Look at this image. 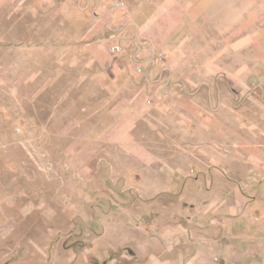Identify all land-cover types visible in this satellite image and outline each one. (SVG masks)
I'll return each mask as SVG.
<instances>
[{
	"label": "rangeland",
	"instance_id": "1",
	"mask_svg": "<svg viewBox=\"0 0 264 264\" xmlns=\"http://www.w3.org/2000/svg\"><path fill=\"white\" fill-rule=\"evenodd\" d=\"M103 1L0 0V264H145L125 235L160 231L183 205L179 179L243 173L264 81L226 75L204 51L152 49L151 74Z\"/></svg>",
	"mask_w": 264,
	"mask_h": 264
},
{
	"label": "crops",
	"instance_id": "2",
	"mask_svg": "<svg viewBox=\"0 0 264 264\" xmlns=\"http://www.w3.org/2000/svg\"><path fill=\"white\" fill-rule=\"evenodd\" d=\"M121 1L122 7L113 2L106 11L104 0L97 11L112 20L115 39L138 44L135 62L141 69L154 62L150 73L157 71L152 49L171 60L204 51L199 57L225 60L226 75H244L246 83L264 81V0ZM103 46L100 40L92 48L100 52ZM233 59L244 60V66H234ZM244 124L239 179L216 172L207 181L179 179L183 205L162 213L157 236L122 234L125 224L119 222L114 240L128 235V241H136L145 264H264V117L246 116Z\"/></svg>",
	"mask_w": 264,
	"mask_h": 264
},
{
	"label": "built area",
	"instance_id": "3",
	"mask_svg": "<svg viewBox=\"0 0 264 264\" xmlns=\"http://www.w3.org/2000/svg\"><path fill=\"white\" fill-rule=\"evenodd\" d=\"M123 5H124V3L121 0H117L115 2V7L116 8L122 7ZM114 50H116V48H114Z\"/></svg>",
	"mask_w": 264,
	"mask_h": 264
}]
</instances>
